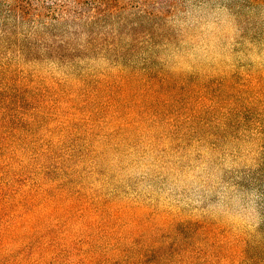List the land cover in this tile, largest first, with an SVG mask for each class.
Here are the masks:
<instances>
[{
    "label": "rangeland",
    "instance_id": "374dc122",
    "mask_svg": "<svg viewBox=\"0 0 264 264\" xmlns=\"http://www.w3.org/2000/svg\"><path fill=\"white\" fill-rule=\"evenodd\" d=\"M123 56L0 57V264H264V0H180Z\"/></svg>",
    "mask_w": 264,
    "mask_h": 264
},
{
    "label": "trees",
    "instance_id": "16d2710c",
    "mask_svg": "<svg viewBox=\"0 0 264 264\" xmlns=\"http://www.w3.org/2000/svg\"><path fill=\"white\" fill-rule=\"evenodd\" d=\"M180 0H0V57L68 63L97 53L123 56V39L162 26ZM260 241L240 264H262Z\"/></svg>",
    "mask_w": 264,
    "mask_h": 264
}]
</instances>
